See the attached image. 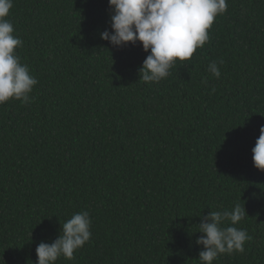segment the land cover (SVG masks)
<instances>
[{"label": "trees", "instance_id": "trees-1", "mask_svg": "<svg viewBox=\"0 0 264 264\" xmlns=\"http://www.w3.org/2000/svg\"><path fill=\"white\" fill-rule=\"evenodd\" d=\"M227 5L191 59L145 83L140 42L100 37L108 0H13L6 19L38 83L30 103L0 104V264H36L37 245L81 211L91 238L55 264H201L197 224L235 204L252 239L213 264H264V171L251 152L264 125V0Z\"/></svg>", "mask_w": 264, "mask_h": 264}, {"label": "clouds", "instance_id": "clouds-1", "mask_svg": "<svg viewBox=\"0 0 264 264\" xmlns=\"http://www.w3.org/2000/svg\"><path fill=\"white\" fill-rule=\"evenodd\" d=\"M13 0H0V104L10 99L30 103V93L38 83L29 66L21 62L16 52L23 41L14 35V27L6 19ZM112 10L111 31L105 29L100 37L114 47L140 42L147 52L138 69L139 79L158 83L170 74L176 61L191 59L196 49L210 39L208 30L215 18L227 10V0H108ZM220 60L210 62L208 71L219 78ZM202 83L207 84V79ZM213 91L215 89H212ZM251 149L253 166L264 171V125ZM247 215L244 206L235 204L229 211H209L198 225L200 235L195 243L202 245L198 258L201 264H213L221 254L243 253L252 237L246 229L234 225ZM230 221L231 226H223ZM91 218L87 211L74 213L59 228L51 243L41 241L35 251L36 264H55L63 257L74 259V253L91 238Z\"/></svg>", "mask_w": 264, "mask_h": 264}]
</instances>
